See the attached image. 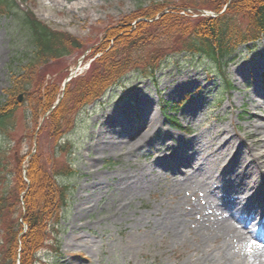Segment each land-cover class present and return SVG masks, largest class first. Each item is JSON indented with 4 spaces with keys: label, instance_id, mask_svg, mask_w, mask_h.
<instances>
[{
    "label": "rangeland",
    "instance_id": "374dc122",
    "mask_svg": "<svg viewBox=\"0 0 264 264\" xmlns=\"http://www.w3.org/2000/svg\"><path fill=\"white\" fill-rule=\"evenodd\" d=\"M179 1L173 4L178 10ZM187 1L188 7L179 14L191 22L218 15L208 8V0ZM227 1L224 6L232 2ZM15 3L18 13L0 14V104L12 78L22 72L19 58L28 51V42L19 27L21 12H33L49 28L65 32L81 44L82 48L75 49L73 56L49 62L35 76L34 83L41 85L49 81L48 85L54 89L62 86L73 70L80 77L85 76L106 52L102 47L108 40L106 50L116 48L117 43L119 49L122 40L112 36L119 26L123 28L122 37L124 33L129 35L126 28L137 31L139 25L160 21L168 13L164 10L160 16L147 19L143 13L164 6L146 5L139 12L140 5L132 0H15ZM128 16L133 21L122 24ZM245 18L242 16L239 21L242 29L249 25ZM164 38L151 43L146 50L160 51L166 45ZM248 46L241 48L236 61H229L222 70L198 56L183 54L162 63L153 80L132 72L106 96L90 102L77 117L74 111L77 106L69 104L74 109L69 119L73 125L72 129L64 126L69 128L65 141L71 142L73 154L66 157L72 160L77 175L65 180L71 185V194L62 212L59 239L56 241L53 234L48 235L39 258L47 259V264L49 258V263L57 264H226L214 260V257L223 258L225 238H214L213 233L220 230L219 221L225 214L209 205L208 200L213 190L231 186L235 180L233 175L229 177L222 171L223 165H231L235 160L244 163L249 161L248 155L264 153V147H259L255 140L256 127L264 125V38ZM148 52L142 55L144 60ZM260 69L263 72L259 74ZM228 80L234 89L222 92ZM64 95L62 100L70 103L72 95ZM38 97L34 93L32 99ZM26 100L23 96L13 139L20 144V154L27 156L22 169L25 182L30 185L26 172L30 156L40 157L51 175L62 170L67 159L65 155L55 158V139L44 123L46 120L34 123L29 113L26 114ZM185 100L175 116L180 122L179 130H175L167 117L173 114L162 109L165 102L172 105ZM126 114L131 124L119 128L121 134L112 132L115 125L111 123ZM219 133L236 142L229 154L219 153L224 145L216 152L214 144L217 145ZM101 134L105 139L100 138ZM99 142L107 143L108 150L97 152L95 146ZM187 145L189 154L183 150ZM166 147L170 150H165ZM188 155H191L190 163L185 162L176 170L170 167L169 163L177 165ZM224 161L227 164H222ZM204 168L211 169L216 177L222 172L225 175L209 180ZM194 170L199 171L191 176ZM143 178L145 189L128 198L122 196L125 184L133 186ZM257 193L264 196V187ZM22 194L27 196V191ZM25 201L24 198V204ZM169 211L188 214L180 217L186 228L177 239L171 231L154 229L158 223L161 227L165 224L162 219ZM48 221L52 222V217ZM204 224L209 229L207 235L213 234L208 243L202 241ZM24 226L28 230L26 223ZM74 244H81L84 252L76 251ZM51 245L57 246L60 257ZM231 249V264H254L256 258L264 257L262 251L244 242V238L235 237Z\"/></svg>",
    "mask_w": 264,
    "mask_h": 264
},
{
    "label": "trees",
    "instance_id": "16d2710c",
    "mask_svg": "<svg viewBox=\"0 0 264 264\" xmlns=\"http://www.w3.org/2000/svg\"><path fill=\"white\" fill-rule=\"evenodd\" d=\"M132 1L140 5L139 12L146 5L157 8L164 6L160 10L143 13L147 19L160 16L164 10L168 13L163 14L160 21L139 25L137 31L131 27L130 30L126 28V34L129 35L124 33L120 36L123 30L121 26L115 29L116 32L112 36H118L122 40L121 47L118 49L117 43L116 48L106 50L110 41L108 40L102 47L106 51L102 57L91 65L85 76L71 81L64 92L62 86L54 89L52 85H48L49 81L38 85V82L34 83V78L49 62L73 56L75 49L82 48L81 44L65 32L52 30L38 20L33 12H21L18 18L19 27L28 42V51L19 58L22 72L12 78L11 87L4 92V99L0 104V264H47V259L39 258L46 238L53 234L56 241L59 239L57 231L61 228L62 212L67 208L71 194V185L65 180L77 175L72 160L67 158L73 154L72 144L69 139L65 141L68 129H72L73 125L69 119L74 109H71L69 104L74 103L77 106L74 110L77 117L90 102H97L106 96L112 87H117L120 80L132 72L154 79L162 63L173 56H198L204 62L206 60L222 70L229 61L236 59L241 47L248 42L258 41L264 35V0H232L224 14L214 18L199 17L193 22L179 14L182 9L188 7L187 0L179 1V10L173 7L176 0ZM226 3L227 0L206 2L208 8L218 14L222 13ZM3 12L11 15L18 13L15 0H0V14ZM242 16L249 22L246 29H242L239 22ZM128 21H133L130 16L126 17L122 24ZM185 23L188 26H185ZM161 37H165V47L149 53L146 49ZM144 52H148L145 57L147 60L142 56ZM223 88V91L233 89L230 82ZM34 93L39 96L35 100L32 99ZM64 94L72 95L70 103L63 99L58 107L50 112ZM19 95L26 96V114L28 116L29 113L34 123L39 124L43 118L46 120L44 123L55 139V158L59 155L67 156L66 165L53 175L48 172L47 165L40 161V157L38 159L30 156V166L26 171L30 185L25 182V172L22 169L27 156L20 154V144L13 139L16 117L21 109L17 98ZM167 105L173 112L181 107L178 104ZM48 112L50 114L46 119L43 116ZM172 122L176 126L174 119ZM64 126L69 128L65 129ZM23 191H27V196H23ZM50 217L52 222L48 221ZM24 223L28 226L27 231ZM50 247L55 250L56 256H61L57 246ZM49 260L48 264H57L49 263Z\"/></svg>",
    "mask_w": 264,
    "mask_h": 264
},
{
    "label": "bare ground",
    "instance_id": "6f19581e",
    "mask_svg": "<svg viewBox=\"0 0 264 264\" xmlns=\"http://www.w3.org/2000/svg\"><path fill=\"white\" fill-rule=\"evenodd\" d=\"M262 66L264 67V63L262 64ZM260 72H263V70L260 69L259 74ZM122 118L121 120L118 119V120H115L113 123H111L115 125L116 127V128L113 127L114 130H111L112 132L121 134V131L119 130V128H122L125 124H131L132 120L128 116V114H126L125 116H122ZM109 128H112V126ZM256 129L258 130V132L255 133V137H258L255 139L257 140L256 144L259 147L263 148L264 147V125L257 126ZM158 132L159 130L157 131V133ZM218 135L219 136L216 137L217 145L214 144L217 148L216 152L217 150L220 149V147L223 148V145H224L225 146L224 150H219L220 151L219 153L222 152L224 154L225 153L229 154L230 151L233 148H235L236 142L232 141V139H229V138L227 139V138L222 137L223 135H221L220 133ZM100 138L105 139V136L101 134ZM103 142L101 143L99 142L95 146L96 151L99 153L101 152L103 153L106 150H108L107 143L103 144ZM109 144H110V141H109ZM155 144L157 143L153 142V145ZM188 147L190 146L188 145L184 146L183 150L185 152H188L189 154ZM165 150H170V148L166 147ZM219 153L217 154L219 155ZM181 154L184 155L185 153L182 151ZM246 155L247 154H245V157L249 156V161H245L244 163H239V160H235V162H232L231 165L229 163H228V166L223 165L222 171L227 172L229 177L233 175L235 177V180L232 182L231 186H226V187L222 186L217 191H214L211 194V199L209 201V205H213L214 207H216L217 211H221L222 214L223 213L225 214L223 215V220L219 221L220 230H216L215 232H213L214 238H223V239L225 238V241H224L225 245L223 249L225 251V254L223 258H221L220 260V257L219 258L214 257V260L218 261V263H222L223 261L226 264H231L232 260H231L229 248L232 247V241L234 237H236L237 234L240 233L239 226L240 227L246 226V225L248 226V224L250 225V222L252 225V221H253V224L255 221H259V220L264 221V207L258 203L253 204V201H254L253 198L256 195L258 197L259 195L257 194V192H259L264 187V153L258 156H254V155L246 156ZM183 157L184 158H181L180 159L181 162L177 163V165L173 164V162L169 163L170 167L176 170L177 167L180 166L181 164L185 162L188 163L190 161L191 155L183 156ZM224 163L226 162L224 161L222 164ZM210 170L207 168L206 169L204 168L203 170L204 175L208 176L209 180L212 178H215V179L219 178L214 175L212 170L211 171ZM198 171L194 170L191 176L195 175ZM144 180L145 178H143L142 180L135 181L133 186H128L127 184H125L123 188L124 194H122V196H124V198L125 197L128 198L129 195H131L132 193L145 189L144 182H142ZM98 182H100V180ZM243 191H247V192L255 191V194L253 197L247 196L243 202H240L239 194ZM182 215L188 216V214H186L185 212L180 213L178 211H169V213L164 215L162 219L164 220L165 224H163L161 227V225L158 223L154 227V229L159 230L161 228L165 232L171 231L173 233V237L177 239L182 234L183 232L182 229L185 227V224H186L185 221L180 219ZM208 231L209 229L204 224V226L202 227V232H203L202 241L206 243L210 242L211 238L209 239V237L213 235V234L207 235ZM247 238H249V243L252 246H255V247L259 246L262 249L264 248V230L258 229L257 227H253L249 229ZM74 245H75L76 251H79L81 253L84 252V248L81 244H74ZM262 254H264V250H262ZM255 264H264V257L257 258V260L255 261Z\"/></svg>",
    "mask_w": 264,
    "mask_h": 264
},
{
    "label": "water",
    "instance_id": "95a60500",
    "mask_svg": "<svg viewBox=\"0 0 264 264\" xmlns=\"http://www.w3.org/2000/svg\"><path fill=\"white\" fill-rule=\"evenodd\" d=\"M70 81V78H68V79H66V82L64 83L65 84V87H66V85H67V82H69ZM20 101L22 100V97L20 96ZM58 103H59V101L56 103V105H55V108H56V106L58 105ZM54 108V109H55Z\"/></svg>",
    "mask_w": 264,
    "mask_h": 264
}]
</instances>
